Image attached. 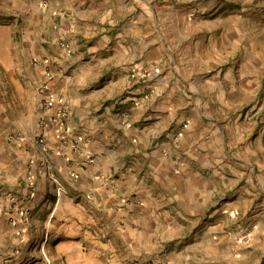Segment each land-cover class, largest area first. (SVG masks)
Masks as SVG:
<instances>
[{"label": "crops", "instance_id": "0c3cea01", "mask_svg": "<svg viewBox=\"0 0 264 264\" xmlns=\"http://www.w3.org/2000/svg\"><path fill=\"white\" fill-rule=\"evenodd\" d=\"M125 1L0 0V264H264V47L180 68Z\"/></svg>", "mask_w": 264, "mask_h": 264}, {"label": "rangeland", "instance_id": "374dc122", "mask_svg": "<svg viewBox=\"0 0 264 264\" xmlns=\"http://www.w3.org/2000/svg\"><path fill=\"white\" fill-rule=\"evenodd\" d=\"M124 4L126 7L134 6L136 9L130 10L128 15L121 17V20L124 18H135L137 20L141 9L147 11L149 7L153 9L152 17L155 16V18L151 22H156V24L149 25L150 35L156 41L155 43L165 44L168 48H171L170 53L177 55L176 58L180 57L179 54H184L186 59H175V63L180 64V68L185 65L192 66L198 62L202 65L199 68L196 67V70L211 75L218 67H227L226 62L230 58H226L227 52L222 51L221 34L225 33L227 29H229V35L231 32L236 31H230V28H237L241 33V37L249 45L254 42L259 47H264V0H126ZM143 26L147 27V25H135L136 41H140L141 38L144 39V36L147 35L142 31ZM122 27L120 25L119 33L123 32ZM213 34H215L214 41H216L218 53L225 56L223 60L218 55H214L216 49L207 40ZM197 42L200 43L198 50H203L202 55L205 56L203 59H201L199 51V57H197L195 51ZM211 59H217L218 62H213ZM207 60L217 64L218 67L214 69L212 66L206 65L204 62ZM77 61L80 63L81 58H78ZM170 65L171 63L167 60L166 71L170 70ZM156 66L159 65H155L152 69H158ZM44 84L46 83L41 84L42 91ZM239 224L241 223L239 222ZM241 225L245 230L250 231L252 229L250 220ZM7 241L11 242V239H1L0 244ZM17 243L19 242H15L14 245ZM8 255L12 254L8 253ZM7 257L3 260H7Z\"/></svg>", "mask_w": 264, "mask_h": 264}, {"label": "built area", "instance_id": "2783aa9c", "mask_svg": "<svg viewBox=\"0 0 264 264\" xmlns=\"http://www.w3.org/2000/svg\"><path fill=\"white\" fill-rule=\"evenodd\" d=\"M133 72V76H139V72L138 71H132ZM153 76H155L156 74H158L159 73V69H151L150 71H149ZM148 73V71H146V74ZM141 74V73H140ZM144 74V73H143ZM42 88H43V99H42V106H43V109L45 110V111H48L50 108H51V106H52V104H53V100H54V97H53V95L48 91V88H47V84H44L43 86H42ZM43 142H44V139H43V137H41L40 139H39V143L40 144H43ZM74 144H76V143H78L79 142V140L78 139H75L74 141Z\"/></svg>", "mask_w": 264, "mask_h": 264}]
</instances>
